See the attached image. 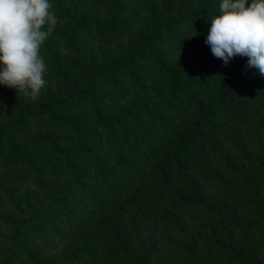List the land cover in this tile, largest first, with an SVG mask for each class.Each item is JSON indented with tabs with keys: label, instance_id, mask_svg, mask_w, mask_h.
<instances>
[{
	"label": "trees",
	"instance_id": "trees-1",
	"mask_svg": "<svg viewBox=\"0 0 264 264\" xmlns=\"http://www.w3.org/2000/svg\"><path fill=\"white\" fill-rule=\"evenodd\" d=\"M133 1L50 0L45 89L0 85V264H264V77L222 0Z\"/></svg>",
	"mask_w": 264,
	"mask_h": 264
},
{
	"label": "clouds",
	"instance_id": "clouds-1",
	"mask_svg": "<svg viewBox=\"0 0 264 264\" xmlns=\"http://www.w3.org/2000/svg\"><path fill=\"white\" fill-rule=\"evenodd\" d=\"M50 0H0V85L35 100L45 89L40 54L58 18ZM205 43L225 66L237 55L264 77V0H222Z\"/></svg>",
	"mask_w": 264,
	"mask_h": 264
},
{
	"label": "rangeland",
	"instance_id": "rangeland-1",
	"mask_svg": "<svg viewBox=\"0 0 264 264\" xmlns=\"http://www.w3.org/2000/svg\"><path fill=\"white\" fill-rule=\"evenodd\" d=\"M130 7H136V9L141 8L140 5V0H134L131 4ZM8 112V108L3 109V114L5 115Z\"/></svg>",
	"mask_w": 264,
	"mask_h": 264
}]
</instances>
